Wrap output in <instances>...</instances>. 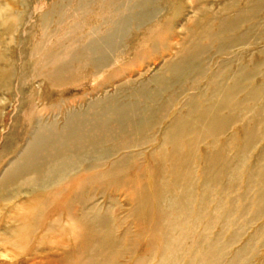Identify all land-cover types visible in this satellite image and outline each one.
Returning a JSON list of instances; mask_svg holds the SVG:
<instances>
[{
    "label": "bare ground",
    "instance_id": "bare-ground-1",
    "mask_svg": "<svg viewBox=\"0 0 264 264\" xmlns=\"http://www.w3.org/2000/svg\"><path fill=\"white\" fill-rule=\"evenodd\" d=\"M65 1L41 12L34 24H29L31 13L25 0L22 12H5L15 20L7 22L4 31L19 33L18 53L8 63L9 70L0 73V90L18 95L19 100L0 145V202L18 199L23 209L31 211L28 215L17 212L13 217L18 230L31 239L59 230L61 235L69 232L77 242L85 243L96 234L92 222L105 223L106 217L83 220L76 215L73 208L79 195L87 193L82 190L84 184L114 177L137 163L143 153L135 149L156 143L155 126L167 119L175 102L178 108L148 157L153 161L164 158L173 166L179 162V167L175 166L178 170L185 167L174 159L181 153L179 142L187 137L196 139L194 131L214 135L232 119L229 113L243 104L235 97L245 89L246 77L237 64L251 47L264 43L260 29L264 0H127L115 6L116 15L107 22L103 34L91 30L92 34L79 41L70 36L58 49L49 47L42 52L33 42L32 29L42 24L47 14L61 11ZM187 10L191 16L184 13ZM164 11L166 15L161 17ZM236 48L240 51L235 52ZM258 51L264 59V45ZM156 65L154 73L147 76ZM234 65L236 69H232ZM97 78H101L98 85L83 94L90 97L112 86L115 94L85 103L81 97L67 100L65 93L54 92V88L74 87ZM34 81L39 83L37 89ZM42 86L48 89L46 94H40ZM186 93L189 95L180 101ZM46 97L53 101L48 104ZM77 102L83 108L72 111ZM223 110H228L227 117L221 116ZM194 122H199V127ZM165 146L173 150L166 152L162 149ZM181 172L179 180L184 177ZM86 206L89 211L95 209ZM49 218H53L51 222Z\"/></svg>",
    "mask_w": 264,
    "mask_h": 264
},
{
    "label": "rangeland",
    "instance_id": "rangeland-1",
    "mask_svg": "<svg viewBox=\"0 0 264 264\" xmlns=\"http://www.w3.org/2000/svg\"><path fill=\"white\" fill-rule=\"evenodd\" d=\"M61 1L25 0L31 13L29 24H34L41 12ZM118 1L66 0L61 11L47 14V20L44 18L42 24L32 29L33 42L45 52L49 47L58 49V45L69 40L70 36H76L79 41L97 29L103 34L107 22L116 15L115 6L127 0ZM202 1L209 3L213 0ZM24 5L23 0H0V73L9 70L8 63L18 53L16 40L19 33L4 31L7 22L15 20H12L13 15L5 12H22ZM189 12L184 13L191 16ZM15 17L19 18L17 14ZM155 24L159 23L156 21ZM260 29L264 36V23ZM176 33L173 32L174 36ZM263 45L259 43L251 47L237 64L242 67L246 78H243L245 89L235 97L243 104L229 113L232 119L214 135H198L194 131L196 139L190 141L187 137L179 142L177 150L181 153L174 159L180 160L184 168L176 169L175 166L179 167L176 160L173 166L164 158L153 161L148 157L157 148L164 128L178 108L175 102L167 119L155 126L156 143L135 149L143 153L138 164H129L127 170L114 177L106 176L84 184L82 190L87 193H79V203L71 208L78 217H84L83 220H87L86 217L90 220L106 217L105 223H91L96 234L89 235V242L79 239L77 242L71 233L61 235L59 230L39 233L31 239L18 230L13 218L17 212L28 215L31 211L23 209L18 199L0 202V264H264V59L258 51ZM234 51L238 52L240 48ZM37 58L38 55L34 59ZM213 66L212 61L210 69ZM157 67L151 66L147 76H151ZM100 80H83L74 87L54 88V92L65 93L67 100L83 98L85 103L104 94H115L114 86L91 93L90 97L83 94L98 85ZM38 84L34 81L36 89ZM254 89V93L248 96ZM39 91L40 94L47 93L48 89L42 86ZM188 95L181 96L180 101ZM51 99L46 97L45 100L49 104L53 101ZM18 100V95L0 90V145L11 119H14ZM74 104L72 111L83 108L78 102ZM221 116L227 117L228 110H223ZM194 123L199 127V122ZM162 149L166 152L173 150L170 146ZM181 171L184 177L179 180L177 176ZM91 202L96 205L90 206ZM86 204L94 207V211H89ZM61 221L64 226V220Z\"/></svg>",
    "mask_w": 264,
    "mask_h": 264
}]
</instances>
